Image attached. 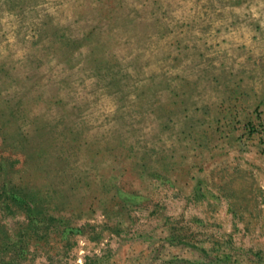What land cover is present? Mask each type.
<instances>
[{"label":"rangeland","instance_id":"rangeland-1","mask_svg":"<svg viewBox=\"0 0 264 264\" xmlns=\"http://www.w3.org/2000/svg\"><path fill=\"white\" fill-rule=\"evenodd\" d=\"M0 264H264V0H0Z\"/></svg>","mask_w":264,"mask_h":264}]
</instances>
